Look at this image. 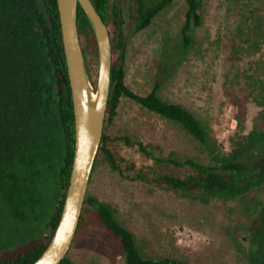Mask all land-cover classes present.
<instances>
[{"label": "trees", "instance_id": "1", "mask_svg": "<svg viewBox=\"0 0 264 264\" xmlns=\"http://www.w3.org/2000/svg\"><path fill=\"white\" fill-rule=\"evenodd\" d=\"M91 1L108 27L112 46L109 103L94 170L99 162H104L121 177L166 186L182 198L204 205L212 199L244 198L264 187V62L256 63V72L262 78L255 85L257 101L263 107L262 124L249 135L233 140L232 151L226 154L194 113L160 96L161 81H155L146 95L137 94L127 86L129 44L122 2ZM175 1L131 0L134 33L151 27ZM185 4L184 24L179 34L181 53L167 40L161 49L163 63L174 68L192 49V33L202 25L201 0H185ZM78 29L86 64L98 62L96 39L81 7ZM258 35L257 32L253 37L255 46L261 49L262 39ZM249 40L243 44L247 45ZM249 49L242 48V53L256 51ZM93 83L96 86V81ZM122 98L180 126L205 151L208 162L191 157L182 162L171 157L163 159L155 156L151 145L134 136L107 134L105 126L117 115ZM125 148L135 149L158 163L188 167L191 173L178 178L139 168L123 157ZM74 150V110L57 0H0V201L11 209L13 217L24 218L38 233L33 247L11 255L0 264H33L45 250L62 212ZM92 210L119 240V255L124 264H192L175 258L144 256L135 235L120 222L115 211L89 192L78 231L86 213ZM246 214L248 223L239 244L244 259L246 264H264V205L249 209ZM61 264L75 263L66 257Z\"/></svg>", "mask_w": 264, "mask_h": 264}, {"label": "rangeland", "instance_id": "2", "mask_svg": "<svg viewBox=\"0 0 264 264\" xmlns=\"http://www.w3.org/2000/svg\"><path fill=\"white\" fill-rule=\"evenodd\" d=\"M120 1L129 44L126 84L133 92L146 95L155 81H161L160 96L194 113L226 154L232 151L233 140L262 124L263 107L255 85L262 78L256 63L264 62V0H201L202 25L193 31L194 45L175 68L163 63L161 49L167 40L182 51L179 34L185 0L175 1L139 34L132 28L131 0ZM257 32L261 49L255 46ZM244 47L256 51L244 54ZM87 69L95 89L98 62L93 60ZM105 127L111 136L131 135L151 145L156 157L209 160L184 129L127 98L121 99L117 115ZM122 155L160 175L184 178L191 173L188 167L158 163L135 149L125 148ZM88 192L115 211L144 256L192 264H246L239 245L248 223L246 213L264 205V187L244 198L212 199L204 205L166 186L121 177L104 162L95 167ZM35 231L0 201V263L33 247L38 240ZM119 252V240L92 210L86 213L68 257L75 264H124Z\"/></svg>", "mask_w": 264, "mask_h": 264}, {"label": "water", "instance_id": "3", "mask_svg": "<svg viewBox=\"0 0 264 264\" xmlns=\"http://www.w3.org/2000/svg\"><path fill=\"white\" fill-rule=\"evenodd\" d=\"M62 42L75 119V150L62 212L51 239L33 264H61L78 233L94 166L104 135L112 70L110 32L91 0H57ZM88 18L97 44L98 74L94 89L84 58L78 8Z\"/></svg>", "mask_w": 264, "mask_h": 264}]
</instances>
